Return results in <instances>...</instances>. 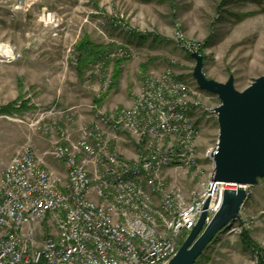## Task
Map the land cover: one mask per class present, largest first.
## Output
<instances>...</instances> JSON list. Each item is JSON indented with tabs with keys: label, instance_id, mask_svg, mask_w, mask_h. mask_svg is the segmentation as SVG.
<instances>
[{
	"label": "rangeland",
	"instance_id": "374dc122",
	"mask_svg": "<svg viewBox=\"0 0 264 264\" xmlns=\"http://www.w3.org/2000/svg\"><path fill=\"white\" fill-rule=\"evenodd\" d=\"M178 34L201 47L208 78L226 82L234 74L236 88L243 90L264 75V0H0V46L12 53L11 61H2L0 52V107L16 101V109L28 106L1 112L11 119L0 124V161L9 162L28 142L41 154L52 149L58 137L39 129V120L69 129L73 138L81 128L99 125L113 150L136 159L135 137L101 119L132 108L150 73L170 70L198 87L195 59L177 43ZM90 42L104 46L108 57L81 69L80 49ZM120 47L129 57L113 55ZM220 103L202 90L199 165L163 174L187 196L203 191L213 172L207 153L217 146L220 127L207 109ZM45 160L65 174L62 162L49 154ZM241 218L196 264H259L264 252L244 246L242 235L247 231L264 249V180L251 190Z\"/></svg>",
	"mask_w": 264,
	"mask_h": 264
},
{
	"label": "built area",
	"instance_id": "2783aa9c",
	"mask_svg": "<svg viewBox=\"0 0 264 264\" xmlns=\"http://www.w3.org/2000/svg\"><path fill=\"white\" fill-rule=\"evenodd\" d=\"M177 43L201 51L181 34ZM113 55L129 57L123 47ZM150 74L132 108L101 119L135 137L136 159L113 150L99 125L73 138L69 129L39 120V129L58 137L52 149L41 154L28 142L0 161V264H167L207 199V221L217 213L228 184L210 177L203 191L187 196L163 176L199 165L202 90L170 70ZM5 119L11 118L0 112V124ZM48 154L65 174L47 163Z\"/></svg>",
	"mask_w": 264,
	"mask_h": 264
},
{
	"label": "water",
	"instance_id": "95a60500",
	"mask_svg": "<svg viewBox=\"0 0 264 264\" xmlns=\"http://www.w3.org/2000/svg\"><path fill=\"white\" fill-rule=\"evenodd\" d=\"M190 56L196 62L193 77L198 87L221 101L213 109L220 133L211 179L229 187L224 191L220 209L209 221L210 200H206L196 226L167 264H196L220 233L241 221L251 187L264 180V75L239 90L234 74L226 82L208 78L204 54L193 51Z\"/></svg>",
	"mask_w": 264,
	"mask_h": 264
},
{
	"label": "trees",
	"instance_id": "16d2710c",
	"mask_svg": "<svg viewBox=\"0 0 264 264\" xmlns=\"http://www.w3.org/2000/svg\"><path fill=\"white\" fill-rule=\"evenodd\" d=\"M80 51H81V58H80V62H81L80 68L81 69L84 68V66L87 63H93V62L97 61L98 57H100V56H101V58L104 57L106 59L108 57V53H105L106 50H105L104 46H102L100 44H96V43L94 44L92 42L88 43L86 46L81 47ZM103 52H104V55L102 56ZM121 60H123V59H121ZM183 78H185V77H183ZM16 104H17V101L13 102L7 106L0 107V112H13L16 110H20L21 108H22L21 110H25L28 108L27 102H24V105H22L20 109H16V107H15ZM242 238H243V241L248 246H251V247L257 249L258 251L263 252L261 247L249 235V233L247 231L244 232V234L242 235ZM259 264H264V257L263 256L260 257Z\"/></svg>",
	"mask_w": 264,
	"mask_h": 264
},
{
	"label": "crops",
	"instance_id": "0c3cea01",
	"mask_svg": "<svg viewBox=\"0 0 264 264\" xmlns=\"http://www.w3.org/2000/svg\"><path fill=\"white\" fill-rule=\"evenodd\" d=\"M140 88H141V86L139 85V87H138V91H140ZM130 103L133 104V100L130 101ZM260 182H261V181H260ZM260 182H259L257 185L251 187V190H254V188H255L256 186H259ZM242 241H243V240H242ZM243 244H244V246H246L248 249L253 250V251H256L255 248H253V247H251V246H248L244 241H243ZM261 249L264 250L262 247H261ZM257 251H258V250H257ZM258 252H259V254H262L264 251H263V252L258 251Z\"/></svg>",
	"mask_w": 264,
	"mask_h": 264
},
{
	"label": "bare ground",
	"instance_id": "6f19581e",
	"mask_svg": "<svg viewBox=\"0 0 264 264\" xmlns=\"http://www.w3.org/2000/svg\"><path fill=\"white\" fill-rule=\"evenodd\" d=\"M3 46H0V52L3 53V54H8V55H11L12 53L9 51L10 49L7 48V49H4L2 48ZM11 53V54H10Z\"/></svg>",
	"mask_w": 264,
	"mask_h": 264
}]
</instances>
